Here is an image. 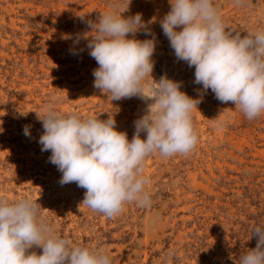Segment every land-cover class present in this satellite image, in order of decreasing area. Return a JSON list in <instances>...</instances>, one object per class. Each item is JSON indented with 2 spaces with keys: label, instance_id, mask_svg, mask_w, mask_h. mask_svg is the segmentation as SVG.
<instances>
[{
  "label": "rangeland",
  "instance_id": "rangeland-1",
  "mask_svg": "<svg viewBox=\"0 0 264 264\" xmlns=\"http://www.w3.org/2000/svg\"><path fill=\"white\" fill-rule=\"evenodd\" d=\"M213 3L226 26L242 37L264 30V0H246L244 6L234 0ZM127 6L124 17L156 18L150 25L157 40L153 79L167 75L197 98L201 85L194 83V68L176 59L159 24L170 10L168 0H0V195L36 200L57 235L73 245L105 250L112 264H238L239 256L256 246L253 228L264 225V114L250 121L209 90L192 112L199 137L194 151L170 158L150 155L144 174L150 178L151 206L129 203L114 218L81 204L85 190L75 183L61 185L50 151H41L38 115L55 97L62 115L105 120L111 114L117 130L132 139L134 121L152 101H111L93 87L98 65L88 54V41L74 42L89 31L80 15L95 21L99 13ZM136 38L151 37L138 33ZM154 86L146 78L145 92ZM25 125L30 136L24 135ZM29 252L39 255L42 248Z\"/></svg>",
  "mask_w": 264,
  "mask_h": 264
},
{
  "label": "clouds",
  "instance_id": "clouds-1",
  "mask_svg": "<svg viewBox=\"0 0 264 264\" xmlns=\"http://www.w3.org/2000/svg\"><path fill=\"white\" fill-rule=\"evenodd\" d=\"M168 2L170 10L159 24L176 59L194 68V83L201 85L197 98L188 96L181 90L182 82L167 75L153 79L157 40L150 25L156 18L144 21L142 13L124 17L127 6L122 12L99 13L95 21L80 15L89 31L77 35L74 42L88 41V54L98 65L92 72L93 87L111 101L133 97L152 101L134 121L132 139L117 130L111 114L105 120L62 115L56 109L59 97L45 105L43 116L37 114L43 128L38 143L41 151H50L49 162L62 173L59 183L84 189L81 204L107 218L121 214L129 203L151 206L144 162L157 153L170 158L194 151L199 137L192 112L209 90L219 102L233 103L250 121L264 114V30L242 37L226 26L213 0ZM245 3L234 0L236 6ZM138 33L151 38L137 39ZM149 76L155 86L146 93ZM23 131L30 136L29 125ZM41 208L31 197L9 201L0 195V264H112L105 250L73 245L57 235L41 216ZM253 236L255 248L245 250L238 264H264V225L254 227ZM33 246L42 248V254L29 252Z\"/></svg>",
  "mask_w": 264,
  "mask_h": 264
}]
</instances>
